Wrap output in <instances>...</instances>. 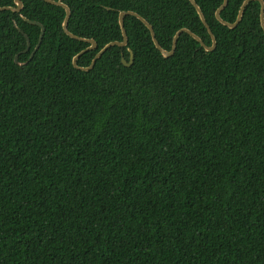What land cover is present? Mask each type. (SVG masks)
<instances>
[{"label":"trees","instance_id":"trees-1","mask_svg":"<svg viewBox=\"0 0 264 264\" xmlns=\"http://www.w3.org/2000/svg\"><path fill=\"white\" fill-rule=\"evenodd\" d=\"M62 1L70 32L98 45L81 68L123 42V12L164 51L182 28L211 45L190 0ZM194 1L213 51L186 33L164 59L127 17V48L90 72L73 66L90 45L65 33V9L0 12V264H264L260 3L228 28L223 0ZM30 22L46 29L33 61L43 30Z\"/></svg>","mask_w":264,"mask_h":264},{"label":"water","instance_id":"water-1","mask_svg":"<svg viewBox=\"0 0 264 264\" xmlns=\"http://www.w3.org/2000/svg\"><path fill=\"white\" fill-rule=\"evenodd\" d=\"M46 3L48 4H51V5H54V6H57V7H60V8H63L65 9L66 13H67V16H66V19H65V22H64V31L65 33L70 37L72 38L73 40H76V41H80V42H84V43H87L90 45L89 48H87L86 50L82 51L81 53H79L74 59H73V66L75 69L79 70V71H82V72H90L92 69H94L97 61L99 59L102 58V56L111 48L113 47H119V48H127L128 46V36H127V33H126V30H125V27H126V24H125V20L127 17H136L137 19L140 20V23H142V25L149 31L150 33V37H151V40H152V43L155 47V49L161 54V56L164 58V59H168V58H171L173 55H174V52H175V49H176V44H177V41L180 37L181 34H189L194 40H196L197 42H199V44L201 45V47H203V49L207 52H211L215 49L216 47V41H215V38H214V35L212 34L208 24L206 23L205 21V18L199 8V6L196 4V2L194 0H190V3L193 5V7L195 8L200 20L202 21V23L204 24V26L206 27L209 35H210V38H211V45L208 47L206 46L202 40L196 36L194 33H192L191 31H189L188 29H185V28H182V30H179L173 37V40H172V47H171V50L169 52L167 51H164L160 48V46L158 45L156 39H155V35H154V32H153V29L152 27L143 19L140 17L139 14H136L134 12H123L121 13V16H120V24H121V31H122V35H123V42H113V43H110L108 45H106L95 57V59L93 60L92 64L90 67L88 68H81L78 66V61L80 60V58L85 55L86 53L88 52H91V51H96L98 49V45L97 43L94 41V40H87V39H83V38H80V37H77L75 36L74 34H72L70 32V21H71V18H72V10L71 8L64 4L62 0L60 1H54V0H44ZM251 1H258L260 3V26L263 30V33H264V1L263 0H244L239 8V11H238V14H237V17L235 19V21L233 23H229V22H226L224 20H222V18L220 17V13L221 11L226 7L227 5V2L228 0H223L222 4L220 5V7L215 11V18L216 20H218L222 25L228 27V28H234L237 26V24L240 22V20L242 19V16H243V12H244V9L245 7L247 6V4ZM15 3V7H6V8H0V12H12V13H17V14H20L23 12L24 8H25V5H24V2L23 0H15L14 1ZM31 24L33 25H36V26H39L42 28L43 30V33H42V36H41V40H40V43L39 45L37 46L36 50L33 52L32 54V57L30 59V61H33L36 54L40 51L42 45H43V42H44V39H45V36H46V29L45 27L40 24V23H36V22H30ZM28 43H29V46H28V49L26 51V53H29L31 52L32 50V42L31 40L28 38ZM130 52V55H131V58H130V63L127 64V62L125 61V59L123 58L122 62L124 64L125 67H131L134 63V56H133V53L131 50H129ZM19 59H20V56H18L16 58V63L21 65L20 62H19Z\"/></svg>","mask_w":264,"mask_h":264}]
</instances>
